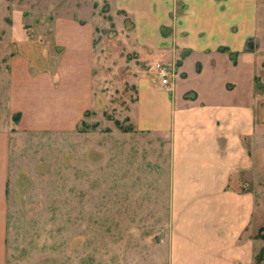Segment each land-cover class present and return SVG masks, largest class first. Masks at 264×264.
Here are the masks:
<instances>
[{"label":"rangeland","instance_id":"obj_1","mask_svg":"<svg viewBox=\"0 0 264 264\" xmlns=\"http://www.w3.org/2000/svg\"><path fill=\"white\" fill-rule=\"evenodd\" d=\"M184 1L0 0V264H170V133L136 107L155 62L172 70L158 89L177 102L253 99L252 166L223 187L251 210L205 250L216 264H264V0H242L228 24L238 45L218 55L169 46ZM63 32L92 33L89 64L67 60Z\"/></svg>","mask_w":264,"mask_h":264},{"label":"crops","instance_id":"obj_2","mask_svg":"<svg viewBox=\"0 0 264 264\" xmlns=\"http://www.w3.org/2000/svg\"><path fill=\"white\" fill-rule=\"evenodd\" d=\"M242 4V0L232 4L225 0H192L191 7L185 9L174 24L169 46L175 49L179 45V55L185 48L191 52L201 50L218 55L221 52L217 48L221 44L236 47L238 43L234 42L228 24L240 20ZM73 28L78 29L76 25ZM185 30L189 32L185 34ZM66 33L63 32L59 45L67 53H74L68 55L67 60H73L74 64L88 61L89 64L86 57H91L89 53L93 50L92 33L83 32L76 37ZM177 60L173 61L176 70ZM152 82L142 80L139 83L136 107L141 117L156 118V128L170 133V179L172 199L175 200L171 214L179 234L175 245L171 246L173 252L169 262L216 264L212 254L205 249L211 248L215 253L224 246L227 240L222 232L235 226L238 234L251 210L245 198L224 193L223 187L235 170L252 166L243 137L253 133L257 136V130L253 128V99H233L229 103L212 99V102L192 104L195 97L184 96L177 102L173 96L174 87L170 91L158 89V81ZM22 91L27 94L28 89ZM70 93L64 89L59 96L66 102ZM207 200L224 201L231 207L208 208L205 207ZM229 237L233 240V234Z\"/></svg>","mask_w":264,"mask_h":264},{"label":"built area","instance_id":"obj_3","mask_svg":"<svg viewBox=\"0 0 264 264\" xmlns=\"http://www.w3.org/2000/svg\"><path fill=\"white\" fill-rule=\"evenodd\" d=\"M155 77L158 79V82L164 86L168 87L171 83V76L173 74L172 70L160 63L154 65Z\"/></svg>","mask_w":264,"mask_h":264}]
</instances>
